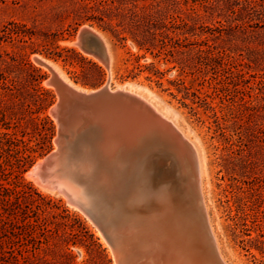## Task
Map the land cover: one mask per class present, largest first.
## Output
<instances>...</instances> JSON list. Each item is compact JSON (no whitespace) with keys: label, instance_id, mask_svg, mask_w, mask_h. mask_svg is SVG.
Instances as JSON below:
<instances>
[{"label":"rangeland","instance_id":"obj_1","mask_svg":"<svg viewBox=\"0 0 264 264\" xmlns=\"http://www.w3.org/2000/svg\"><path fill=\"white\" fill-rule=\"evenodd\" d=\"M83 26L103 37L106 56L77 45ZM137 27L155 34L150 51L132 39ZM51 71L83 89L131 90L170 119L197 150L201 201L220 256L264 264L231 232L227 214L235 194L253 192L264 221V0H0V132L21 139L0 147V183L19 191L18 199L9 192L18 206L0 202V263L117 264L106 213L27 175L56 148ZM2 118L17 126L6 129ZM75 123L69 146L77 145L62 153L71 178L75 164L88 167L94 144ZM16 147L33 158L19 175Z\"/></svg>","mask_w":264,"mask_h":264},{"label":"bare ground","instance_id":"obj_2","mask_svg":"<svg viewBox=\"0 0 264 264\" xmlns=\"http://www.w3.org/2000/svg\"><path fill=\"white\" fill-rule=\"evenodd\" d=\"M91 30L97 36L99 46L104 51L102 56H106V48L104 49L102 43L103 37L101 38L95 29ZM43 62V64H47L45 61ZM53 73L57 76L55 72ZM54 78L60 79L58 76ZM52 86L54 87V85ZM70 86L78 92L89 93L92 91L73 84H70ZM118 89L134 93L123 87ZM153 108L161 114L154 106ZM68 111L72 117L68 121L65 119L64 137H62L58 144L55 140L56 148L53 151L58 150L59 146L61 147V151H59V155L46 167L45 179L47 182L42 183L37 181L32 175V170L28 171L27 175L30 178L32 177L39 185L45 187V189H58L69 199H72L75 204L78 203L77 205L80 207L84 206L91 211L97 210L106 213L104 220L106 228L109 229L111 234L117 264H179L178 257L179 252H181V247H183L184 236L182 238L176 229L178 221H180V218L177 216H179L180 211L182 212L187 207H191L192 209L199 206V200L193 194L195 186L192 189L190 187L191 184L189 185L188 182L195 183L193 181L198 182L199 180L197 150L195 151V146L187 141L191 146L190 154H188L177 144L174 145L175 152L180 159L178 175L183 183L181 190L175 195V192H171V188L168 186L169 184L166 180L159 186H156L153 183L154 179L151 173L149 170H145L143 166L137 169V174H135L136 178H133L132 173L127 169L126 162H124L117 152L115 143L106 137L105 129L103 130L94 118L88 117L87 112L82 108L79 111H73L70 108ZM105 113L109 118L112 116L110 106L107 107ZM164 118L172 123L170 119ZM73 122H76L75 124H79L87 130L85 135H88L94 144L91 146L92 152L91 155L89 154L90 163L88 167L79 169V164H75L74 169H72L76 172L75 177L71 178L70 176L72 175L69 176L65 168L63 170L62 166L64 165L62 161L64 159L62 160V153L70 147V130ZM72 131L74 132V128ZM126 140L131 141L129 138H126ZM40 161L42 160L40 159L38 162ZM95 190L100 191L99 195H94ZM85 191L86 193H84ZM100 196L103 197H101L103 200L101 198L99 200L98 197ZM177 197L181 200V205L177 204L175 200ZM174 207L180 208L175 211ZM166 217L170 218L165 221Z\"/></svg>","mask_w":264,"mask_h":264},{"label":"water","instance_id":"obj_3","mask_svg":"<svg viewBox=\"0 0 264 264\" xmlns=\"http://www.w3.org/2000/svg\"><path fill=\"white\" fill-rule=\"evenodd\" d=\"M76 42L86 52L99 57L104 53L99 46L97 36L90 27L83 26L79 29ZM54 77L57 76L51 71L50 83L54 85L58 93L54 107H51L58 125L55 137L57 144L64 137L65 119L68 121L72 117L68 110L72 108L73 111H79L82 108L87 112L88 117L94 118L100 127L105 129L106 137L115 143L117 152L126 162L127 169L132 173L133 178H136L137 169L143 166L151 173L156 186L166 180L172 193L175 192L176 195L181 190L183 183L178 175L180 159L174 145L177 144L188 154H190L191 146L177 128L159 114L151 104L138 94L121 89L112 90L106 84L92 89L89 93L78 92L69 84ZM108 106L112 113L110 118L105 113ZM126 138L131 141H127ZM76 145L77 143L70 145L69 149L72 146L75 148ZM60 149L59 146L58 150H52L41 158L42 161H37L31 166L29 170H32V175L37 181L47 182L46 167L59 155ZM188 182L192 189L195 186L193 194L199 200V206L192 209L187 207L177 216L180 221L176 229L182 238L184 236L178 263L227 264L220 256L216 238L201 201L199 184L196 181ZM175 200L177 204H182L178 197ZM175 207L176 211L181 206ZM91 212L102 215L97 210ZM102 216L103 225L113 245L109 229L106 228L105 216ZM168 218L170 217H166L165 221Z\"/></svg>","mask_w":264,"mask_h":264},{"label":"trees","instance_id":"obj_4","mask_svg":"<svg viewBox=\"0 0 264 264\" xmlns=\"http://www.w3.org/2000/svg\"><path fill=\"white\" fill-rule=\"evenodd\" d=\"M141 30V31H139ZM121 38V37H120ZM155 34L150 32L149 28H143V27H137V32H134L132 34V39L136 42L137 46L140 49H145L147 51H150L153 47L156 46L154 44L155 40ZM163 44H165V41H162ZM89 84V83H84ZM3 115V114H2ZM4 116V115H3ZM5 119V118H4ZM3 118L1 119L3 121V125L6 129L9 128H15L17 125H12L10 123L5 122ZM17 135L16 131L10 133L9 131H2L0 132V138H1V144L0 147L4 148V145H7L8 147L11 146H18V141L21 139H18L15 137ZM14 153L16 154L15 164L16 169L18 171V175L21 174L26 167L25 164H30L32 162V155L31 153H26V151L21 150L19 147H16L14 149ZM43 153H40L39 155H42ZM4 170L0 169V175H3ZM10 191H15V197L16 199L19 198V191L15 189H10L9 187H5L0 183V202L3 204V209L6 210V205H12L17 204V201H12ZM253 192H250L249 197L243 196V195H234V204L235 207L232 209L230 208L228 211V219L231 221L229 223V228L231 232L236 236L240 238V242L244 244V247L250 251V249H255L262 257H264V221L260 217V213H258V210L254 208L252 205L255 204L257 200H255V197ZM18 206V204H17ZM254 231L256 233L255 236H252L251 232ZM244 236H247L248 238H244ZM15 264H18V261L16 258H14ZM4 264V263H0Z\"/></svg>","mask_w":264,"mask_h":264}]
</instances>
